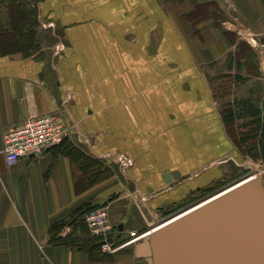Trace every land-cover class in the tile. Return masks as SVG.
<instances>
[{"label":"crops","instance_id":"crops-1","mask_svg":"<svg viewBox=\"0 0 264 264\" xmlns=\"http://www.w3.org/2000/svg\"><path fill=\"white\" fill-rule=\"evenodd\" d=\"M29 1L38 10L39 49L28 57L0 54V264H147L137 247L153 224L151 216L197 189L187 176L230 147L209 76L234 74V82L249 77L245 98L256 102L264 118V0ZM186 5L205 8L201 24L185 27ZM214 14L223 26L212 23ZM234 31L245 33L252 56L233 63L240 39ZM5 34L0 10V40H12ZM150 54L161 55L154 61L161 69L175 59L176 70L184 72L163 98V141L146 152L151 134L141 141L131 120L140 117L133 97L146 61L141 57ZM159 80L153 78V85ZM148 94L142 118L151 125L159 113L157 96ZM55 111L68 137L41 157L9 167L5 129ZM120 157L130 164L118 165ZM86 158L110 166V176L81 187L93 174L83 169ZM87 205L108 209L119 244L137 240L113 254L94 249L93 235L76 213ZM60 223L66 225L59 235H72L82 248L50 243V229Z\"/></svg>","mask_w":264,"mask_h":264},{"label":"water","instance_id":"water-1","mask_svg":"<svg viewBox=\"0 0 264 264\" xmlns=\"http://www.w3.org/2000/svg\"><path fill=\"white\" fill-rule=\"evenodd\" d=\"M137 252L147 264H264L263 177L243 178L163 221Z\"/></svg>","mask_w":264,"mask_h":264},{"label":"rangeland","instance_id":"rangeland-1","mask_svg":"<svg viewBox=\"0 0 264 264\" xmlns=\"http://www.w3.org/2000/svg\"><path fill=\"white\" fill-rule=\"evenodd\" d=\"M173 1L176 4H181V3L183 4L184 3V2H181L182 0H173ZM10 2H17V0H0V10L3 14L5 24L8 23V19L10 17V13H9ZM184 8L185 9L182 12L181 19H182V22L185 23L186 28L189 27L190 25L191 26L192 25L197 26L198 24H201L203 22V20H200L201 17L204 18L207 15L206 10H205V8L203 9V7L201 8V7L195 6L193 8V6H191V5H189V6L186 5ZM37 12H38V10H37ZM215 15H217V14H214V19H213L214 22H212V23L223 26L224 22L217 20V19H220L219 18L220 16L218 17ZM38 21H39V15H38ZM215 21H217V22H215ZM38 31H39V29H38ZM233 33L235 34L234 36H236V34L239 35V33H236L235 31ZM239 36H240V39H237V48L235 49V53H234L235 58L233 60V63L237 60L239 62V59L244 58L245 56H248V57L252 56V54H248L249 47H248V44L246 43V40L243 38V36H245V33L243 32V36H241V35H239ZM159 57H161V55H156V54L155 55L150 54L147 57H141V58H143L141 61H143L144 58L146 61L141 63L140 86H139V89L137 90L138 94L133 97L135 100L139 101V105H140V117L134 118L133 120L130 119L133 122L132 123V125L134 126L133 129H134V131H137L140 133L139 139L141 141H143V137L149 138V134H151L150 140L145 139V143H147L146 146H144L146 152L148 149H151V151H152V147L155 146V143H157V141H159V140L163 141L162 137L164 134L162 133L159 135V131H158L159 123H160V119H161L160 117H161V114L163 111L162 106L165 104V101H163V98L166 95L167 90L171 88V83H173V79H175V77L178 75L180 76V79H181V73L184 72L183 69L179 68V67L178 68L180 70H178V71L176 70L177 66L175 64H173V63H175V59H173V61L169 60L168 67L165 69H161L159 66H157V64H154V61L156 63L159 62ZM152 58H153V65H151V61H152L151 59ZM163 65H165V64H163ZM201 66H203V65L201 64ZM239 71H240V69H236V72H239ZM233 75L234 74H229V75L225 74L221 77H215V78L209 76V80L211 82V88H212V92H213V100H214L213 105L215 106V109H217L220 112V115L226 106L233 104L232 102H234L236 100H240V99H245V95L247 94V90L249 89V88H247V81L245 83V80H249V77L241 76V78L238 80L234 79L235 80V82H234L233 81ZM155 77H157L161 80L156 81V83L153 85V78H155ZM254 89L257 92H260L262 90L261 84H255ZM149 92H151V96L153 98H155V95L157 96V102L156 103L154 102V104H155V108L157 109L156 112L159 113L158 116H155L154 118H152L153 121H152L151 125H149V124L147 125V121L149 119L143 121V118H142L143 111H145L144 102L146 100V97H149V94H148ZM125 103H128V102H125ZM221 119H222V116H221ZM131 121H129L130 125H131ZM149 127H151V128H149ZM223 127H224L226 137L228 139V144L230 145L228 151H226L227 153H225L224 156H222L221 158L209 161L196 174L195 173H194V175L191 174L190 176H187V178H186L187 180H189V179L194 177L195 184L202 186V187L208 186L207 184H209V186L215 185V187H216L215 190L212 191L211 193H209L207 196H205V198H203V199L201 198L199 202L204 201L211 196H214L215 194L221 192L222 190L228 188L229 186L237 183L238 181H240L243 178H246L250 175H253V174L261 175L263 177V180H264V166H263V164L259 161L258 162L254 161L252 158H250V156L248 155V153L245 151V149L243 147L237 146V141H235V139H233V136H235L234 135L235 130L230 129V131H229L224 123H223ZM150 130H151V133H150ZM157 136L160 139H157ZM148 146H149V148H148ZM228 160H229V163L220 165V163L228 161ZM130 169L131 168H129L128 170H130ZM107 173L110 174L111 173L110 170ZM220 179H224V182H220L221 181ZM180 180L174 181L170 185H176V184H178V182H180ZM81 184H82L81 187H83L84 183H81ZM206 191H208V190H206ZM206 194H204V195H206ZM161 207H159V209ZM156 225L154 223V225L151 227V229L153 227H155ZM142 235H143V233H142Z\"/></svg>","mask_w":264,"mask_h":264},{"label":"trees","instance_id":"trees-1","mask_svg":"<svg viewBox=\"0 0 264 264\" xmlns=\"http://www.w3.org/2000/svg\"><path fill=\"white\" fill-rule=\"evenodd\" d=\"M9 9L10 17L8 23L5 24V32H7L5 35L8 36L10 34L13 38L8 41L7 38L3 37L0 40V54L22 52L26 57L35 54L40 47V35L38 33L40 24L36 7L28 0H17V2H10ZM229 68L231 69V65ZM236 78L238 80L241 77L237 76ZM232 103V105L226 106L221 112L223 123L229 131L230 129L235 130L233 139L237 141V146L243 147L250 158L261 162L264 166V118L262 110L252 99L245 98ZM88 168L93 170V174L88 181L87 179H82L80 182L81 186V183H84V185L94 184L102 175L110 176L111 173L107 172L109 170L110 172L112 171L110 166H105L94 158H86L83 169L86 170ZM99 207L101 206L87 205L81 208V210L76 212L77 219L79 217L83 218L86 213ZM64 224L60 223L59 226H53L50 229V243L53 245L78 247L79 241L72 235L65 237L59 235V230L66 225ZM92 238L94 249H100L101 251L100 240L95 236H92ZM79 247L82 248L81 246Z\"/></svg>","mask_w":264,"mask_h":264},{"label":"built area","instance_id":"built-area-1","mask_svg":"<svg viewBox=\"0 0 264 264\" xmlns=\"http://www.w3.org/2000/svg\"><path fill=\"white\" fill-rule=\"evenodd\" d=\"M68 134V128L57 111L30 116L21 122L9 125L4 132L6 163L12 167L23 160L39 158L48 150L61 145ZM117 161L121 167H127L130 164V160L128 161L125 157H120ZM83 219L91 234L100 240L103 253H116L137 240L136 238L125 244H119L116 241L115 232L118 231L110 223L109 211L104 206L89 211Z\"/></svg>","mask_w":264,"mask_h":264},{"label":"flooded vegetation","instance_id":"flooded-vegetation-1","mask_svg":"<svg viewBox=\"0 0 264 264\" xmlns=\"http://www.w3.org/2000/svg\"><path fill=\"white\" fill-rule=\"evenodd\" d=\"M227 163H229V161H227L226 164ZM220 180H221L220 182H224V179H220ZM207 185L208 186L206 187L199 186L197 189L191 190L189 193H187L185 197L181 198L179 201L163 206L160 209L158 208L157 209L158 217H156V215L151 216L153 222L152 226L154 225V223L155 225L162 223L163 221L173 217L174 215L179 214L180 212L185 211L186 209H189L192 206L198 204L201 198L202 199L205 198V196H207L209 193L214 191L216 188L215 185L214 186L213 185L209 186V184Z\"/></svg>","mask_w":264,"mask_h":264},{"label":"bare ground","instance_id":"bare-ground-1","mask_svg":"<svg viewBox=\"0 0 264 264\" xmlns=\"http://www.w3.org/2000/svg\"><path fill=\"white\" fill-rule=\"evenodd\" d=\"M253 175H255V174H253ZM159 224H161V223H159ZM159 224H157L155 227H153L152 229H149L147 232H146V234H145V236H143L145 239H148V237H149V235L151 234V232H152V230L153 229H155Z\"/></svg>","mask_w":264,"mask_h":264}]
</instances>
